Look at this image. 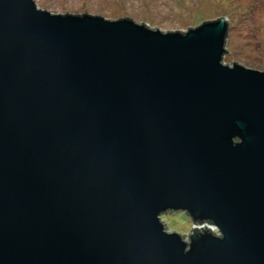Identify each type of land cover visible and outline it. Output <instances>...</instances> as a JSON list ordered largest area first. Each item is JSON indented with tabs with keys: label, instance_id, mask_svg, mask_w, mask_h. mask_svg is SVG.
Returning <instances> with one entry per match:
<instances>
[{
	"label": "water",
	"instance_id": "95a60500",
	"mask_svg": "<svg viewBox=\"0 0 264 264\" xmlns=\"http://www.w3.org/2000/svg\"><path fill=\"white\" fill-rule=\"evenodd\" d=\"M227 32L0 0V264H264V70Z\"/></svg>",
	"mask_w": 264,
	"mask_h": 264
},
{
	"label": "rangeland",
	"instance_id": "374dc122",
	"mask_svg": "<svg viewBox=\"0 0 264 264\" xmlns=\"http://www.w3.org/2000/svg\"><path fill=\"white\" fill-rule=\"evenodd\" d=\"M51 13L131 18L163 32L196 27L225 16L228 32L223 61L264 70V0H34ZM161 219L169 231L188 233L192 220L183 211L165 212ZM184 235V234H183Z\"/></svg>",
	"mask_w": 264,
	"mask_h": 264
},
{
	"label": "built area",
	"instance_id": "2783aa9c",
	"mask_svg": "<svg viewBox=\"0 0 264 264\" xmlns=\"http://www.w3.org/2000/svg\"><path fill=\"white\" fill-rule=\"evenodd\" d=\"M194 226H196V227H201V226H208V227H210L211 228V231H213L214 233H216V229L211 225V224H209V223H201V224H194Z\"/></svg>",
	"mask_w": 264,
	"mask_h": 264
},
{
	"label": "trees",
	"instance_id": "16d2710c",
	"mask_svg": "<svg viewBox=\"0 0 264 264\" xmlns=\"http://www.w3.org/2000/svg\"><path fill=\"white\" fill-rule=\"evenodd\" d=\"M220 17H222V16H220ZM219 18V17H218ZM192 225V224H191Z\"/></svg>",
	"mask_w": 264,
	"mask_h": 264
}]
</instances>
